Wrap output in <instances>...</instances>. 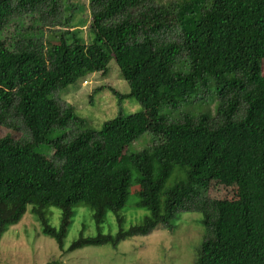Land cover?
<instances>
[{"label": "trees", "instance_id": "obj_1", "mask_svg": "<svg viewBox=\"0 0 264 264\" xmlns=\"http://www.w3.org/2000/svg\"><path fill=\"white\" fill-rule=\"evenodd\" d=\"M60 1L0 0V35L15 16L46 2L53 13ZM91 5V41L70 19L50 53L42 37L22 31L11 40L0 36V124L19 121L29 133L20 140L0 137V241L30 210L64 249L76 208L89 206L100 227L128 202L137 170V206L149 212L143 222L116 235L82 231L68 252L116 247L168 228L180 212H200L206 234L195 264H264V0ZM112 58L130 91H111L119 101L137 98L143 109L120 111L96 129L55 93L89 74H107ZM213 84L214 112L211 102L198 114L162 113L163 106L176 111ZM146 133L151 144L130 151L128 165L113 169ZM42 144L53 153L39 152ZM175 165L185 180L164 193ZM214 181L235 185V197H212ZM52 206L61 210L59 227L46 217Z\"/></svg>", "mask_w": 264, "mask_h": 264}, {"label": "rangeland", "instance_id": "obj_2", "mask_svg": "<svg viewBox=\"0 0 264 264\" xmlns=\"http://www.w3.org/2000/svg\"><path fill=\"white\" fill-rule=\"evenodd\" d=\"M182 1L185 0H157L165 5ZM39 9L37 12H24L12 18L0 35L1 38L11 40L19 31L36 35L43 38L47 53H50L60 40L62 32L67 29L65 23L69 22L68 19L70 23L79 25L80 35L82 34L86 41L94 38L91 28L94 18L91 0H61L53 13L50 12L48 2L42 4ZM184 59L182 58L181 62ZM189 70L187 65L184 71ZM84 80H87V83H84ZM111 88L122 93L130 91V86L121 75L114 58L109 62L107 74H89L66 88L58 89L55 94L60 102L74 106L76 112L87 119L91 126L100 129L105 121L116 117L120 111L128 115L143 109L135 97L119 101ZM199 92L200 90L176 111L169 106H163L162 113L168 116L176 113L182 115L184 112L198 114L208 110L210 103L217 97L215 84L208 85V88ZM211 110H215L214 102ZM12 125L9 127L0 124V137L10 134L17 140L29 138V133L21 122L15 121ZM150 139L151 136L146 133L139 142L128 145L123 157L115 161L112 168L118 169L128 165L130 151L150 145ZM37 150L47 155L53 153L47 144H42ZM185 177L179 165H175L174 172L164 185V193L176 182L185 180ZM141 179L135 170L128 202L118 213L109 212L100 227L93 218V210L81 203L76 208L77 213L65 240L64 249L59 247L54 238L43 233L41 223L28 210L18 224L10 226L3 234L0 241V264H195L198 249L206 234L202 223L203 215L200 212H180L168 228L159 226L149 235L129 237L116 247L112 243H105L86 246L73 252L67 251L82 231L85 236H96L99 233L116 235L120 229L127 230L132 225L142 223L149 212L137 206L142 191ZM235 191V185L224 182L214 181L209 187V194L217 199H232L235 197ZM46 217L53 226L59 227L61 210L54 206L49 207Z\"/></svg>", "mask_w": 264, "mask_h": 264}, {"label": "built area", "instance_id": "obj_3", "mask_svg": "<svg viewBox=\"0 0 264 264\" xmlns=\"http://www.w3.org/2000/svg\"><path fill=\"white\" fill-rule=\"evenodd\" d=\"M84 83H87V80H84Z\"/></svg>", "mask_w": 264, "mask_h": 264}]
</instances>
